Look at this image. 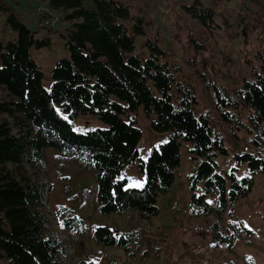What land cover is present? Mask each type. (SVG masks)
I'll use <instances>...</instances> for the list:
<instances>
[{"label": "trees", "instance_id": "trees-1", "mask_svg": "<svg viewBox=\"0 0 264 264\" xmlns=\"http://www.w3.org/2000/svg\"><path fill=\"white\" fill-rule=\"evenodd\" d=\"M28 1L31 17L10 0H0V89L6 95L0 98V264H68L70 260L66 239L53 227L56 222L48 207L45 147L92 171L100 213L132 211L139 221L158 213L157 196L172 182L180 139L191 143L188 215L203 216L205 230L213 238L208 256L199 264H235L230 253L237 231L246 228L241 220L228 216L235 200L250 190L252 174L264 172L263 14L256 8L236 13L238 25L247 32L256 28L263 41L241 77L229 73V59L223 55L224 70L216 64V17L229 24L217 11L220 0L176 2L178 9L171 19L169 40L193 53L185 62L192 65L201 56L209 68L210 72L202 68L196 72L217 119L233 136L240 126L248 131L249 147L229 154L222 134L211 123L210 109L199 106L190 77L179 62L171 60V48L163 47L157 35L146 33L148 17L140 5L127 0H90V5L86 0ZM40 3L60 12L55 23L61 25L54 30L68 50L51 66L48 88L42 85V71L29 52L30 47L50 42L47 33L36 36V27L50 29L55 24H40L44 16L37 7ZM137 36L141 40L136 47ZM54 104L70 120L78 113H91L105 125L75 131ZM139 106L151 130L166 135L143 159L138 154L141 133L134 118ZM240 106L248 110L246 121L236 113ZM218 154L224 162L231 158L233 164L222 167ZM135 159L144 181L141 187L125 186V178L117 174ZM242 163L249 174H236ZM57 214L59 229L70 237L84 235L82 219L69 207L58 204ZM91 237L102 246L113 244L132 254L143 233L137 225L118 231L98 224L92 227ZM158 247L155 239L152 248ZM76 264L102 263L80 258Z\"/></svg>", "mask_w": 264, "mask_h": 264}, {"label": "rangeland", "instance_id": "rangeland-1", "mask_svg": "<svg viewBox=\"0 0 264 264\" xmlns=\"http://www.w3.org/2000/svg\"><path fill=\"white\" fill-rule=\"evenodd\" d=\"M14 7L21 8L26 17H31L33 11L28 0H10ZM140 5L142 12L148 17L146 33L155 34L159 38L160 44L165 48H171L172 59H175L183 67L193 84L195 93L199 99V106H206L211 112V123L215 125L223 137V143L227 152L233 153L246 149L248 145V131L245 127L234 129L233 136L227 126L217 119L211 102L201 89V75L198 69L207 70L209 68L201 61V56H196L192 65L185 62L187 57H192L191 50H182L177 43L171 42L169 28L171 19L175 16L178 7L176 2H189L191 0H127ZM210 3V0H203ZM90 5V0L84 2ZM256 8L264 16L263 0H220L217 11L226 18L228 25H224L221 17H216L218 27L213 35V51L216 54V64L222 70V62L228 58L230 74L241 77L247 73L248 61L252 59L253 52L263 41L256 35V28L244 30L237 23L236 13H251ZM57 12V18L60 12ZM61 23L54 24L50 29L38 28L36 36L45 33L49 36V44L38 48H29V52L34 61L42 71L41 83L45 88L50 84L49 72L55 60L60 56L68 54L67 48L63 44V38L55 32V27ZM250 31V32H249ZM181 39L184 33L180 34ZM141 36L135 37V46ZM183 48V47H182ZM203 55L205 53L202 52ZM220 55H223L224 60ZM202 63V64H201ZM191 66V67H190ZM210 72V71H209ZM227 78H224L225 82ZM5 91L0 89V98L5 97ZM113 98L117 99L113 96ZM57 113L71 122L75 131L81 132L93 127H103L105 123L96 118L91 113H78L73 119H68L66 113L54 104ZM236 113L243 121H246L247 108L240 106ZM135 125L140 129L141 137L138 144V154L142 159L146 157L151 148L156 147L166 138L165 133L153 132L149 125L141 106L138 107L134 115ZM189 140H179V160L172 168L173 179L168 188L157 196L158 213L149 219L135 221L132 211L124 213L99 212L94 197L89 203L79 202L77 192L80 189H87L90 185L95 186L94 176L89 168L79 166L75 160H67L60 157V153L52 147L43 149L47 164L49 177V190L47 195L48 207L58 223L57 205L61 204L69 207L72 212L83 221L86 231L83 236L70 237L61 230L63 237H67L66 249L71 254L68 264H76L80 258L85 260L99 261L102 264H110L109 261H123L126 263H136L144 261L149 264H199L208 256L211 243L213 242L210 231L205 230L204 217H192L188 215L189 189L187 186V176L191 172ZM217 162L222 167L233 164L230 158L224 162V157L220 154L216 156ZM137 159L125 164L117 177L125 178V186H134L137 182L143 183L144 173L136 164ZM249 169L245 163L239 164L236 169L237 175L249 174ZM253 181L250 190L239 196L233 203L232 210L228 218L230 220H241L247 229L237 231L236 241L230 257L235 264H264V172L253 173ZM136 187V186H135ZM211 219V218H210ZM103 224L109 227H116L118 231L129 227L139 226L142 229L143 237L140 240L139 248L133 250L131 254L115 245L102 246L96 243L91 237V229L94 225ZM55 225V224H54ZM159 240V249L152 248V242Z\"/></svg>", "mask_w": 264, "mask_h": 264}, {"label": "built area", "instance_id": "built-area-1", "mask_svg": "<svg viewBox=\"0 0 264 264\" xmlns=\"http://www.w3.org/2000/svg\"><path fill=\"white\" fill-rule=\"evenodd\" d=\"M38 9L44 11V16L41 18L40 24L42 25H53L55 21L57 20V12L56 10H53L44 4L40 3L38 4ZM95 195V186L90 185L89 188L87 189H80L77 192V200L79 202H84V203H89L90 200L94 197ZM55 224V225H54ZM53 224V227H55L57 233L59 234L60 238L65 240L66 238L63 237L61 233V229H59L56 225V223Z\"/></svg>", "mask_w": 264, "mask_h": 264}, {"label": "snow or ice", "instance_id": "snow-or-ice-1", "mask_svg": "<svg viewBox=\"0 0 264 264\" xmlns=\"http://www.w3.org/2000/svg\"><path fill=\"white\" fill-rule=\"evenodd\" d=\"M134 186H136V187H141L142 186V184L141 183H139V182H137ZM209 203H211V201L209 202Z\"/></svg>", "mask_w": 264, "mask_h": 264}]
</instances>
